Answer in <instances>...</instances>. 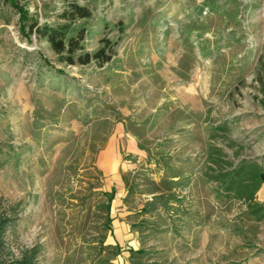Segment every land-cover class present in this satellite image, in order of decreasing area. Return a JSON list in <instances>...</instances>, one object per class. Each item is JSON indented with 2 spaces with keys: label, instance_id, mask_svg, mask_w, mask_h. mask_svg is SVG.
Segmentation results:
<instances>
[{
  "label": "rangeland",
  "instance_id": "obj_1",
  "mask_svg": "<svg viewBox=\"0 0 264 264\" xmlns=\"http://www.w3.org/2000/svg\"><path fill=\"white\" fill-rule=\"evenodd\" d=\"M19 1L40 24L69 23L70 0ZM78 2L93 13L70 25L69 35L86 30L78 53L109 39L111 61L63 62L0 1L9 250L40 246L41 264H264V210L210 168L212 147L235 166H264V0Z\"/></svg>",
  "mask_w": 264,
  "mask_h": 264
},
{
  "label": "trees",
  "instance_id": "obj_2",
  "mask_svg": "<svg viewBox=\"0 0 264 264\" xmlns=\"http://www.w3.org/2000/svg\"><path fill=\"white\" fill-rule=\"evenodd\" d=\"M2 4H11L20 13L21 26L23 31L28 28V33H34L39 38L46 39L51 44L52 49L61 57L63 62L70 65H87L93 59L103 63L109 62L113 58V43L104 40V46L98 51L83 52V41L86 38L85 28L77 30L76 35H69L70 25L78 20L90 18L92 10L78 2V0L68 1L67 8L60 14V17L69 23L60 26H51L47 23L40 24L39 20L32 17L29 9L25 8L19 0H0ZM255 81L258 84V93L255 99L264 108V53L261 55L257 76ZM231 146H234L233 144ZM241 150L236 151L235 157H239ZM228 158V154L221 147L211 148L212 165L211 170L217 172L212 176L213 180L226 182L227 191H235L237 198L247 202L249 208L258 214L264 210L256 202V193L264 183V166L257 161L243 163L235 166L234 161ZM227 180V181H226ZM12 218L0 213V264H41L39 259L41 247L35 246L26 249L20 256H15L10 250L6 238V231L9 228Z\"/></svg>",
  "mask_w": 264,
  "mask_h": 264
},
{
  "label": "crops",
  "instance_id": "obj_3",
  "mask_svg": "<svg viewBox=\"0 0 264 264\" xmlns=\"http://www.w3.org/2000/svg\"><path fill=\"white\" fill-rule=\"evenodd\" d=\"M127 149H128V153H135L136 151H137V146L135 145V143H134V141H130V142H128V144H127ZM106 152L107 153H105L104 154V156H106L105 158H104V160H103V164H104V168L105 167H107L108 166V164H112L113 162L112 161H110V160H108V156L110 157V155H112V152H111V150L108 152L107 150H106ZM111 152V153H110ZM107 159V160H106ZM122 160V159H121ZM116 161H118V158L116 159ZM114 167V166H113ZM115 171H114V176H115V182L116 183H119V182H122V180H123V176H122V173H121V171L119 170V168L116 170V169H114Z\"/></svg>",
  "mask_w": 264,
  "mask_h": 264
}]
</instances>
